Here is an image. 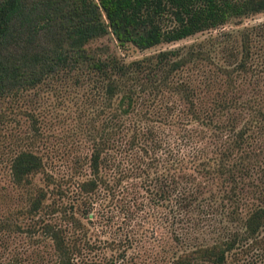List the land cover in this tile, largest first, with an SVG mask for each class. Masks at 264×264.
Segmentation results:
<instances>
[{
  "label": "trees",
  "instance_id": "obj_1",
  "mask_svg": "<svg viewBox=\"0 0 264 264\" xmlns=\"http://www.w3.org/2000/svg\"><path fill=\"white\" fill-rule=\"evenodd\" d=\"M262 12L264 0H0V102L70 84L84 88L94 109L78 177L76 162L65 176L47 169L39 113L36 151L10 133L0 152L26 211L62 210L78 225L74 212L93 192H118L127 209L148 206L154 225L182 245L166 249L162 264L264 258V20L224 28ZM197 33L205 36L186 48L132 59L90 45L110 35L118 47L144 50ZM37 174L43 184L35 187ZM65 194L69 212L59 205ZM10 225L0 217V227ZM42 227L54 257L38 264H126L125 250L91 260L65 227L49 219Z\"/></svg>",
  "mask_w": 264,
  "mask_h": 264
},
{
  "label": "rangeland",
  "instance_id": "obj_2",
  "mask_svg": "<svg viewBox=\"0 0 264 264\" xmlns=\"http://www.w3.org/2000/svg\"><path fill=\"white\" fill-rule=\"evenodd\" d=\"M264 20V12L228 22L224 28L237 32L244 25ZM205 35L195 34L173 43H160L149 49H138L132 46L118 47L110 35L93 40L91 46L108 47L124 59L140 57L158 49L183 47ZM71 83V81H70ZM37 99V100H36ZM86 105L83 87L60 84L55 88L50 85L41 86L27 92V96L18 102L5 100L0 102V151L9 141L10 133L20 137L21 145L31 146L36 151V112L39 113V127L42 131L40 145L47 156V169L54 175H66L72 171L74 162L75 175L83 174L91 149L93 129L88 119L94 109ZM32 111L35 121L32 128L29 116L25 111ZM96 125V121H95ZM95 127V126H94ZM33 183L43 184L41 175L33 177ZM33 185V186H34ZM116 192V191H114ZM70 193V192H68ZM118 194V195H117ZM112 194L103 190L93 192L90 203L80 204L79 211L74 212L79 224L72 223L62 210L49 215L45 208L38 216H31L26 211V193L13 186L7 169L5 154L0 152V217L9 218L10 226L0 227V264L7 260L20 264L48 263L54 257L51 238L42 225L50 220L65 227L66 233L76 236L84 243L85 255L91 260H102L118 257L125 250L126 264H162L166 249L172 247L179 250L181 244L173 242L165 227L154 225L150 208L129 204L123 206L119 193ZM72 194H65L59 205H65L69 212ZM130 198V197H129ZM52 200V199H49ZM128 200V199H126ZM87 202V200H86ZM60 206V207H61ZM74 206V205H73ZM64 207V206H63ZM88 212L91 213L88 215ZM207 234L205 237H208ZM198 237H204L199 234ZM170 249V250H171ZM252 264H264V258L251 259Z\"/></svg>",
  "mask_w": 264,
  "mask_h": 264
}]
</instances>
